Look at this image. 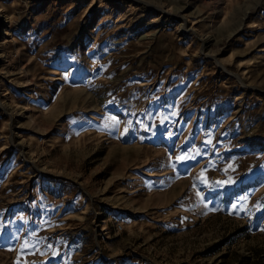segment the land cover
<instances>
[{
	"label": "rangeland",
	"instance_id": "obj_1",
	"mask_svg": "<svg viewBox=\"0 0 264 264\" xmlns=\"http://www.w3.org/2000/svg\"><path fill=\"white\" fill-rule=\"evenodd\" d=\"M0 264H264V0H0Z\"/></svg>",
	"mask_w": 264,
	"mask_h": 264
},
{
	"label": "bare ground",
	"instance_id": "obj_2",
	"mask_svg": "<svg viewBox=\"0 0 264 264\" xmlns=\"http://www.w3.org/2000/svg\"><path fill=\"white\" fill-rule=\"evenodd\" d=\"M185 20L186 19H183L184 22H182L183 24L180 26V31H181L182 34L183 33H186V32H184V30H185V23H186ZM31 109H33V106H31V104H26V109L25 110L28 111V110H31Z\"/></svg>",
	"mask_w": 264,
	"mask_h": 264
}]
</instances>
